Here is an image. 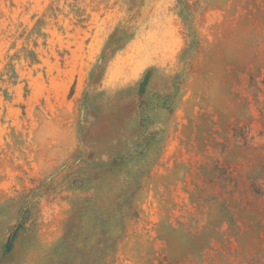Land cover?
<instances>
[{"label": "rangeland", "instance_id": "rangeland-1", "mask_svg": "<svg viewBox=\"0 0 264 264\" xmlns=\"http://www.w3.org/2000/svg\"><path fill=\"white\" fill-rule=\"evenodd\" d=\"M0 264H264V0H0Z\"/></svg>", "mask_w": 264, "mask_h": 264}]
</instances>
